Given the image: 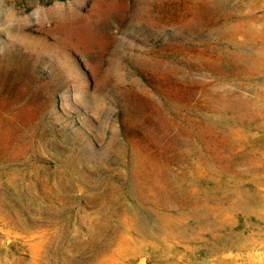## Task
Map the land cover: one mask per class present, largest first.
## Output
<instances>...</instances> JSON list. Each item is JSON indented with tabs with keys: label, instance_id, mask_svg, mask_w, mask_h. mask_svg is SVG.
I'll return each mask as SVG.
<instances>
[{
	"label": "rangeland",
	"instance_id": "1",
	"mask_svg": "<svg viewBox=\"0 0 264 264\" xmlns=\"http://www.w3.org/2000/svg\"><path fill=\"white\" fill-rule=\"evenodd\" d=\"M0 264H264V0H0Z\"/></svg>",
	"mask_w": 264,
	"mask_h": 264
},
{
	"label": "clouds",
	"instance_id": "2",
	"mask_svg": "<svg viewBox=\"0 0 264 264\" xmlns=\"http://www.w3.org/2000/svg\"><path fill=\"white\" fill-rule=\"evenodd\" d=\"M16 18L15 17H13V20H15Z\"/></svg>",
	"mask_w": 264,
	"mask_h": 264
},
{
	"label": "trees",
	"instance_id": "3",
	"mask_svg": "<svg viewBox=\"0 0 264 264\" xmlns=\"http://www.w3.org/2000/svg\"><path fill=\"white\" fill-rule=\"evenodd\" d=\"M64 1V0H63Z\"/></svg>",
	"mask_w": 264,
	"mask_h": 264
}]
</instances>
